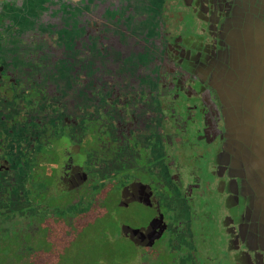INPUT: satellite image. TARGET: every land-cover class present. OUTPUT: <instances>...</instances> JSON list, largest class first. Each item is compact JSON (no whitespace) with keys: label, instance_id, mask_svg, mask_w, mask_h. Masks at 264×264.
Segmentation results:
<instances>
[{"label":"flooded vegetation","instance_id":"af4514ba","mask_svg":"<svg viewBox=\"0 0 264 264\" xmlns=\"http://www.w3.org/2000/svg\"><path fill=\"white\" fill-rule=\"evenodd\" d=\"M236 108L264 0H0V264H264Z\"/></svg>","mask_w":264,"mask_h":264},{"label":"water","instance_id":"95a60500","mask_svg":"<svg viewBox=\"0 0 264 264\" xmlns=\"http://www.w3.org/2000/svg\"><path fill=\"white\" fill-rule=\"evenodd\" d=\"M229 91V90H228ZM235 105L237 104V98L234 96L233 91L227 93ZM241 99H238L240 103ZM249 105H251L254 99L252 97L244 99ZM245 102L244 106L248 109V105ZM257 114V110L254 111ZM259 122L257 126L253 123L256 122L255 116L250 113H242L232 109L231 115L229 114V126L233 135L239 140V154L249 167L250 172L254 174V178L259 185V192L261 196V202L264 204V110L262 109L258 114Z\"/></svg>","mask_w":264,"mask_h":264}]
</instances>
